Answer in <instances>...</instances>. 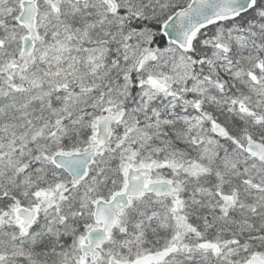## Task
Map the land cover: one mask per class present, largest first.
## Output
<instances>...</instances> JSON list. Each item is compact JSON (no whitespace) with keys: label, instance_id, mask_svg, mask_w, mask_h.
Here are the masks:
<instances>
[{"label":"snow or ice","instance_id":"6c2138e0","mask_svg":"<svg viewBox=\"0 0 264 264\" xmlns=\"http://www.w3.org/2000/svg\"><path fill=\"white\" fill-rule=\"evenodd\" d=\"M0 264H264V0H0Z\"/></svg>","mask_w":264,"mask_h":264}]
</instances>
